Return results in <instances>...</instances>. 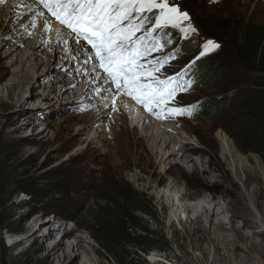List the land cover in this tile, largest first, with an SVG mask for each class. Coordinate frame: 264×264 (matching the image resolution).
<instances>
[{
	"label": "rangeland",
	"instance_id": "obj_1",
	"mask_svg": "<svg viewBox=\"0 0 264 264\" xmlns=\"http://www.w3.org/2000/svg\"><path fill=\"white\" fill-rule=\"evenodd\" d=\"M14 1L5 0L0 4V24L4 22L5 12L9 11L8 14H11L9 6ZM175 2L182 11L189 13L190 23L198 30L197 34H192V41L200 50L207 41L217 43L201 30L200 23L204 17L264 25V0ZM30 14L23 13L15 18L13 26L9 28L10 32L22 21H25L26 28L20 30L23 34L10 42V45L2 49L3 39L0 38V77H5V80L0 81V138L14 148L18 162L26 166L19 176L37 181L48 192L62 186L67 191L66 198L69 197L71 202L69 201L70 213L48 215L43 207L31 203L28 195H15L14 192V212L22 234L6 236L10 264H114L101 254L97 244L83 230V217L86 216V210L96 206L101 189L117 180L125 181L152 200L158 220L150 221V229L162 232L173 245L171 252L151 253L146 257L147 264H264V237L253 236L252 228L244 226L250 223L254 211L244 187L228 171L217 137L218 133L225 134L242 157L250 161L248 166L252 170V177L249 178L248 187H257L256 206L264 217V178L254 176L258 175L255 171L257 162H264L258 155L242 151L234 137L240 127V108L236 103L239 88L232 85L230 79H221L222 75L213 67L209 70L196 69L194 66L188 69V74L183 79H194L191 90L176 97L180 105L169 104L164 107L163 112H167V107L170 106L197 105L191 115L176 114L171 119L187 143L186 146L197 152L192 160L171 156L163 161V156H160L157 149L160 138L148 135L150 130L146 129L144 120L140 123L136 120V110L135 113L127 105L126 108L110 100L113 94L110 91L106 93L105 100L111 101L112 107L116 106V109L110 108L102 114V104L97 107L92 103L104 96H82L83 85L88 88L87 82L91 77L87 78L86 68L79 67L75 71L77 65L74 64L69 69V62L66 60L69 51L67 42L52 43L53 45H49L47 40L43 42L38 51L45 50L47 55L53 56L54 76L43 81L38 80L37 77H42L38 74L36 82L29 86L28 94L24 97V106L11 104L5 87L13 79L14 67L11 64L16 59L6 57L18 41L25 38L26 41L23 42L27 43L34 38L27 20ZM47 15L51 17L48 11L45 16ZM8 20L9 18L4 24ZM47 35L48 33H44L43 36ZM169 38L173 42L162 52L153 53L152 56L174 57L170 60L171 67L166 66L164 70L171 75L180 72L193 57L180 53L181 50L177 48L179 42ZM24 49L25 46L18 48L19 61ZM221 51L220 46L199 60ZM44 55L39 58L46 62ZM151 58L150 56L149 59ZM73 70L74 76L71 75ZM66 74H69L68 80L51 92L52 84L59 82ZM93 77L96 75H92ZM76 79L82 80V83L65 93V84L74 83ZM89 91L93 89L90 88ZM133 105L140 110L145 109L136 101ZM119 106L123 107L124 114L117 112ZM28 115L35 117L33 124L27 125L25 118ZM115 115L125 118L123 122L120 120L119 127L115 125ZM166 120L168 119L162 118L159 123L164 125ZM97 129L98 138L92 140L89 135ZM115 132V143L102 145V141ZM90 141L92 142L89 143ZM197 164L202 170L197 169ZM185 187L192 191V199L182 203L175 202L176 195ZM216 205L214 216L211 214L209 218L204 217L201 228L188 227L187 224L203 214V208L214 209ZM183 206L190 208V212L182 210ZM63 222H66L65 226ZM219 223L222 229L215 236L214 228L217 229ZM66 226L74 230L69 239L63 236ZM76 239H83L85 242L82 249L73 252ZM61 242L62 250L54 257L48 256L49 248ZM68 253H72V256L67 257ZM234 255L236 260L232 262L229 256ZM0 256H4L3 251H0Z\"/></svg>",
	"mask_w": 264,
	"mask_h": 264
},
{
	"label": "trees",
	"instance_id": "obj_2",
	"mask_svg": "<svg viewBox=\"0 0 264 264\" xmlns=\"http://www.w3.org/2000/svg\"><path fill=\"white\" fill-rule=\"evenodd\" d=\"M200 26L222 51L198 60L194 67H213L222 75L221 79H230L239 88L236 103L240 108V127L234 135L236 144L264 162V25L207 16ZM168 31L179 42L180 53L194 58L201 51L176 30ZM25 167L18 162L14 148L0 138V251L4 252L0 264H10L6 236L22 234L14 212V192L28 195L31 203L43 207L48 215L70 213L66 189L60 186L50 192L44 190L37 181L19 176ZM101 190L96 206L85 212L83 230L107 260L114 264H147L146 257L151 253L173 250L166 235L150 229V221L158 220V213L149 197L121 180Z\"/></svg>",
	"mask_w": 264,
	"mask_h": 264
},
{
	"label": "snow or ice",
	"instance_id": "obj_3",
	"mask_svg": "<svg viewBox=\"0 0 264 264\" xmlns=\"http://www.w3.org/2000/svg\"><path fill=\"white\" fill-rule=\"evenodd\" d=\"M5 0H0L3 4ZM22 2V0H21ZM61 26L68 29L76 44L71 51L87 49L94 65L102 69L99 79L108 83L104 91L126 94L147 111L180 105L176 97L191 90L194 80H184L188 69L219 44L207 41L188 65L180 72L167 74L174 57L157 58L173 41L169 29L190 41L198 30L190 23L189 13L182 11L175 0H37ZM43 16V12L37 13ZM45 23L49 21L46 19ZM152 57L149 59V57ZM197 105L170 106V115L189 114Z\"/></svg>",
	"mask_w": 264,
	"mask_h": 264
},
{
	"label": "bare ground",
	"instance_id": "obj_4",
	"mask_svg": "<svg viewBox=\"0 0 264 264\" xmlns=\"http://www.w3.org/2000/svg\"><path fill=\"white\" fill-rule=\"evenodd\" d=\"M11 3H12L11 5L10 3H8V5H10L9 7H11V10H12L10 11L11 14H8L9 11L5 12L6 17L4 19V22L6 21V19L9 18L7 24H4V22H1L0 24V38L3 39L2 49L10 45V42L16 40L17 37L23 34L21 33L20 30L22 28H26L25 21H22L21 24L14 27V29L11 32L9 30L10 26H13L15 18L23 13H28V12L31 13L27 17V20L29 22L28 25H30V29L32 30V34L34 35V38L27 43L23 42V41H26L25 38H24L25 40L23 39V40L18 41L17 44L13 48L10 49V52H8V56L6 57V59L15 58L16 61L12 62L11 64V67H14V71L12 73L13 79L9 81V84L5 87V90L7 91L8 98L10 99L12 105L21 104V106H24V104L26 103V100H24V97L28 94L29 86L36 82V76L38 74L42 75V77H37V78L38 80L45 81L48 78H52V76H54L55 74L54 73L55 67L52 65L53 56L47 55V51L45 50L40 52L38 51V49L41 47V45L43 44L45 40H47V43L49 45H51L52 43H60V44L66 43L65 33L67 32L64 31L61 25L59 24V22L56 20H53L52 17H49V16L47 17L45 16V14L43 16L37 15V13L39 12L44 13V11L40 8V5L37 2H34L33 0H22V2L21 0H15L14 2H11ZM46 19L49 21L48 24L45 23ZM44 33H48L47 37L43 36ZM67 44L69 47V51H68L66 60L69 62V66H70L69 69H72V66L75 64L77 65L75 71L78 70L79 67L86 68L87 78L91 77L90 81L87 82L88 88H87V85H83L82 96L95 97V95H97L101 98L104 96L101 100L100 99L97 100L96 103H94L95 101H93L92 103V105H96L97 107L101 106L102 104V108L100 109V113L102 114L104 111L108 112L110 108L116 109L115 105H114L115 107H112L111 101L109 102V100H105L106 93L110 91H104L103 89L108 88V83L104 80L99 79V77L104 76V75L98 68H96L95 71L93 70L94 65L96 64V61L91 59L90 55L87 54L88 50L83 49V50H78V51H71L72 49L76 48V44L70 38H67ZM22 45L25 46V49L19 61L18 48L23 47ZM44 52L46 53L45 55H44ZM43 55L46 57L45 58L46 62H44L42 59L39 58ZM88 66L90 68H88ZM74 73L75 72L73 70L71 72V75L74 76ZM69 74H66L64 77H62V79L59 82L53 83L50 88V91L54 92L55 88L60 83H63L66 80H68ZM94 74L96 75V77L92 78V75ZM3 80H5V77H0V81L2 82ZM82 80H84V77L82 78ZM82 80L79 81L78 79H76L74 83L65 84L67 85L66 86L67 89L65 93L76 89V87L80 85V82L82 83ZM90 88H92L93 91L90 92L89 91ZM112 92L113 94H112V97H110V100L115 101L117 105H121L123 107H126L125 105H127L130 109L132 108L134 109V111L136 110L137 111L136 120L139 123L144 120V124H147L146 129L150 130L148 131V135L150 134L153 137L156 136L157 138H160V141L158 143L159 146L157 149H158L160 156L161 155L163 156L162 157L163 161L164 160L166 161L171 156L173 157L178 156L179 158L184 157L189 160L190 159L192 160L194 158L193 155H196L197 151L186 146L187 143L182 139V136L180 135V132L178 131V129L175 128V124L172 123L171 119H173V117H175L176 114L170 115L168 114V112H163L164 108H155V110L152 112H149L146 109L140 110L138 107L133 105L135 103V100L132 99L130 96L126 94L116 95L114 90H112ZM28 97L30 98V95ZM123 107L119 106L120 111L117 108V112L124 114ZM128 112L130 113V111ZM129 113H128V116H129ZM114 118H115V125H117V127H119L120 125V120H122L123 122L125 119V118L123 119L122 116L119 117L118 115H115ZM162 118L168 119L164 122L165 123L164 125H161L159 123V120L160 119L162 120ZM25 120L27 121V125L33 124L35 117H33L32 115H28L25 118ZM16 122L18 121L16 120ZM98 130L99 129H97V131L96 130L91 131L92 133H90L89 137L92 138V140H95L96 138H98V136H96L98 133ZM217 137H218L222 159L228 171L230 172V174H232L235 180L244 187V190L247 194L250 205L254 211L253 215L250 217V223L245 224L244 226L248 227L249 225L252 228L253 236L264 237V217L262 213L259 211L258 207L256 206V191L258 190L256 186L252 188L248 187L249 178L252 177L251 175L252 170L248 166L250 161L242 157V155L239 153V151L237 150V147L234 145L232 140L228 138L225 134L218 133ZM116 138H117V132L111 134V137L105 138L102 141V145L105 143L107 144L115 143ZM172 139H175V140L173 141ZM91 142L92 141H90L89 143ZM257 164L258 165L255 171L257 172L258 175H254V176L255 177L260 176L264 178V164H262L261 161H258ZM196 166H197V169L199 170L201 169L199 164H197ZM202 167L203 168L205 167L204 163ZM204 172H209V171L204 170ZM192 197H193L192 191L186 189L185 187L179 192L178 195H176L175 202L182 203L183 201L191 200ZM216 208H217V205L215 206L214 209L203 208V214L193 219L191 223L187 224L188 227L189 228L190 227L201 228L203 226L202 224L203 218L204 217L209 218L211 214H213L214 216V212L216 211ZM182 210H184L185 212H190V208H188L187 206H183ZM65 224L66 222H63V226H65ZM67 226L64 230L63 236L64 238L69 239L70 236L74 233V230L70 229V227L67 228ZM221 229H222V225L219 223L217 226V229L214 228L215 236L217 235V231H221ZM218 237H219V234H218ZM84 242L85 241L83 239H76V241L74 242L73 252H75L76 250L79 251L80 249H82ZM61 247H62V242L57 243L53 247L49 248L48 256L54 257L56 254L59 253L60 250H62ZM71 254L72 253H68L67 257H71L72 256ZM229 257L231 258L232 262H235L236 260L235 255L232 257L231 256Z\"/></svg>",
	"mask_w": 264,
	"mask_h": 264
}]
</instances>
